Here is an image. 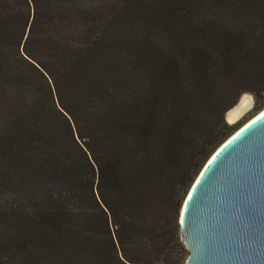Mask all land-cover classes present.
Returning a JSON list of instances; mask_svg holds the SVG:
<instances>
[{
	"label": "trees",
	"instance_id": "obj_1",
	"mask_svg": "<svg viewBox=\"0 0 264 264\" xmlns=\"http://www.w3.org/2000/svg\"><path fill=\"white\" fill-rule=\"evenodd\" d=\"M263 92L264 0H0V264H185L183 202Z\"/></svg>",
	"mask_w": 264,
	"mask_h": 264
},
{
	"label": "water",
	"instance_id": "obj_2",
	"mask_svg": "<svg viewBox=\"0 0 264 264\" xmlns=\"http://www.w3.org/2000/svg\"><path fill=\"white\" fill-rule=\"evenodd\" d=\"M255 106L244 93L225 114L238 123ZM185 264H264V110L210 156L180 213Z\"/></svg>",
	"mask_w": 264,
	"mask_h": 264
},
{
	"label": "rangeland",
	"instance_id": "obj_3",
	"mask_svg": "<svg viewBox=\"0 0 264 264\" xmlns=\"http://www.w3.org/2000/svg\"><path fill=\"white\" fill-rule=\"evenodd\" d=\"M254 101H255V106L254 108L248 112L238 123L232 125L233 128H235V131L240 128L242 125H244L248 120H250L253 116H255L257 113L262 111L264 109V92L260 96H256L255 94L251 93ZM243 95V94H242ZM240 99V98H239ZM259 105L260 109L256 111V106ZM234 131V132H235Z\"/></svg>",
	"mask_w": 264,
	"mask_h": 264
},
{
	"label": "bare ground",
	"instance_id": "obj_4",
	"mask_svg": "<svg viewBox=\"0 0 264 264\" xmlns=\"http://www.w3.org/2000/svg\"><path fill=\"white\" fill-rule=\"evenodd\" d=\"M264 110V109H263Z\"/></svg>",
	"mask_w": 264,
	"mask_h": 264
}]
</instances>
